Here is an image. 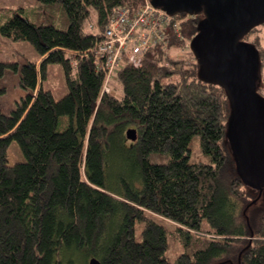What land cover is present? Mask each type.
Instances as JSON below:
<instances>
[{
    "label": "trees",
    "instance_id": "obj_1",
    "mask_svg": "<svg viewBox=\"0 0 264 264\" xmlns=\"http://www.w3.org/2000/svg\"><path fill=\"white\" fill-rule=\"evenodd\" d=\"M38 1L46 23L15 11L0 26L43 58L0 60V79L19 70L27 91L10 114L0 109V264H172L170 237L182 244L177 264H264L262 190L231 149L228 94L200 77L193 50L190 61L168 56L184 41L191 49L204 13H175L182 39L166 28V44L115 72L122 93L104 92L92 50L114 9L134 13L144 0ZM260 59L262 71L264 50ZM47 63L64 66L61 99L44 87ZM257 91L264 96L262 75ZM196 135L209 163L191 160ZM12 141L25 161L8 163Z\"/></svg>",
    "mask_w": 264,
    "mask_h": 264
},
{
    "label": "water",
    "instance_id": "obj_2",
    "mask_svg": "<svg viewBox=\"0 0 264 264\" xmlns=\"http://www.w3.org/2000/svg\"><path fill=\"white\" fill-rule=\"evenodd\" d=\"M170 14L204 13L191 48L202 79L222 85L231 104L228 121L230 145L241 175L264 187V96L260 49L242 40L254 27L264 23V0H151ZM126 135L137 139V130ZM89 264H100L91 258Z\"/></svg>",
    "mask_w": 264,
    "mask_h": 264
},
{
    "label": "rangeland",
    "instance_id": "obj_3",
    "mask_svg": "<svg viewBox=\"0 0 264 264\" xmlns=\"http://www.w3.org/2000/svg\"><path fill=\"white\" fill-rule=\"evenodd\" d=\"M40 7L41 3L38 0H0V26L4 24L15 11H20L33 22L46 23L48 18L45 15V10ZM97 20V11L93 10L92 23L98 27ZM53 24L61 27V17L59 15L55 17ZM242 40L246 43L258 46L260 50H264V23L257 25L254 30L244 36ZM191 50L193 49H190L189 42L187 43L184 41L179 45V48L169 50L168 56L170 58L190 61L194 58V54ZM0 60L13 61L21 66L30 61L40 65L43 58H41L36 48L29 41L14 40L5 36L0 30ZM46 67V77L43 80L44 87L52 90L57 100L61 99L69 91L64 66L62 63H47ZM262 71H264V60ZM40 80L42 81L41 78ZM109 86L112 88L115 87L118 93H122L123 91L118 85L117 80L114 79V76L111 78ZM26 94L27 91L20 83V71L8 69L5 75L0 79V109L6 114H10ZM190 147L192 150V161H201L205 163L211 161L210 155L203 151L198 135L193 138ZM7 158L9 164L25 161V155L16 141H12L8 146ZM115 168L119 171H124L123 165L119 162L115 163ZM259 203L264 206V187ZM168 225L170 226V224ZM169 243L168 255L171 258V263L177 264L173 258L180 253L182 244L179 240L173 239L172 237H170Z\"/></svg>",
    "mask_w": 264,
    "mask_h": 264
},
{
    "label": "built area",
    "instance_id": "obj_4",
    "mask_svg": "<svg viewBox=\"0 0 264 264\" xmlns=\"http://www.w3.org/2000/svg\"><path fill=\"white\" fill-rule=\"evenodd\" d=\"M168 27L182 39L180 18L155 6L151 0H144L134 13L129 6L114 9L102 39L92 50L99 56L98 65L106 73L103 91L111 90L109 81L126 61L141 65L142 55L149 48L166 44L165 32Z\"/></svg>",
    "mask_w": 264,
    "mask_h": 264
},
{
    "label": "crops",
    "instance_id": "obj_5",
    "mask_svg": "<svg viewBox=\"0 0 264 264\" xmlns=\"http://www.w3.org/2000/svg\"><path fill=\"white\" fill-rule=\"evenodd\" d=\"M262 77H263V80H264V71H262Z\"/></svg>",
    "mask_w": 264,
    "mask_h": 264
}]
</instances>
